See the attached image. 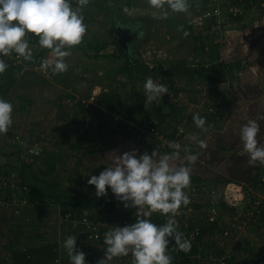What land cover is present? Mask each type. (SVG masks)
Masks as SVG:
<instances>
[{"label":"rangeland","instance_id":"rangeland-1","mask_svg":"<svg viewBox=\"0 0 264 264\" xmlns=\"http://www.w3.org/2000/svg\"><path fill=\"white\" fill-rule=\"evenodd\" d=\"M239 1L236 5L233 0H188V13L170 12L166 19L159 17L149 0L86 3L80 7L87 31L82 42L69 50L66 71L54 74L41 67L50 50L40 47L38 37L31 33L26 38L32 60L14 52L0 57L20 66L14 79L0 74V97L13 105V122L0 134V261L14 245L29 251L58 245L63 264H70L63 248L69 221L64 220L56 194L86 203L84 212L104 224L103 234L113 225L131 222L134 208L124 209L110 189L105 197L95 196V187L87 181L89 175H99L107 167L112 154L136 149L139 154L155 150L157 158L177 153L173 163L182 162L190 169V184L185 189L190 203L182 205L176 215L181 232L192 217L208 227V213L217 210L212 203L221 207L218 229L230 234L223 236L219 231L215 245L205 242L208 245L202 246V253L207 255L200 256L203 264H221L224 256L231 264H264V189L257 190L255 184L264 181V165L249 163L239 138L240 126L249 119L264 118V8L254 0ZM163 3L167 5V0ZM149 22L153 24L149 40L137 44L133 35ZM118 36L122 47L113 44ZM105 43L109 44L97 52ZM129 59L134 65L137 59L149 64V73L134 70L130 76L125 70ZM175 62L192 67L223 62L231 73L227 81L217 84L197 77H174L167 71ZM148 77L165 84L168 94L149 104L145 116L135 119L100 112L96 98L104 91L119 93L127 103L145 102L143 85ZM195 114L205 118L203 128L194 123ZM153 120L158 132L164 129L165 133L156 136L151 132ZM258 139L264 143V136ZM173 142L180 147H172ZM216 152L230 154L225 159L234 161L232 172L238 166L242 172H209L217 170V160L209 164ZM190 156L195 158L187 159ZM194 177L205 181L197 182ZM217 177H229L245 190L244 202L232 211L221 205L229 184L213 182ZM23 181L35 194L30 199L25 196L26 204L8 203L7 190ZM84 212L75 213L82 217ZM148 218L156 224L166 222L159 212ZM86 232L71 236L77 237L78 250L90 252L87 261L97 260L106 246L83 239ZM168 247L176 256L172 264L184 259L174 242ZM221 250L222 257H218ZM109 263L132 264V256L116 257Z\"/></svg>","mask_w":264,"mask_h":264},{"label":"clouds","instance_id":"clouds-1","mask_svg":"<svg viewBox=\"0 0 264 264\" xmlns=\"http://www.w3.org/2000/svg\"><path fill=\"white\" fill-rule=\"evenodd\" d=\"M149 2L161 19H166L170 12H189L188 0H167V5L163 0ZM77 3L79 6L74 7L71 0H0V57L14 52L18 57L32 60L33 50L26 38L31 33L38 37L40 47L50 50L49 58L42 61L41 67L50 68L54 74L66 71L69 50L82 42L87 31L80 7L87 0H77ZM7 68L8 64L0 58V74ZM143 87L145 107L168 94L167 86L152 77L146 79ZM12 113V103L0 97V134L6 133L12 124ZM193 121L198 127L205 125V118L199 114L193 116ZM260 131V124L254 119L239 128V138L250 164L264 165V143L258 139ZM171 146L180 147L175 142ZM176 155L164 154L157 158L155 150L151 154H139L133 149L112 154L99 175H89L87 183L95 187V196L105 197L110 189L125 208L136 209L134 223L122 227L113 225L105 232L106 248L97 264H109L113 258L129 253L132 264H172L168 246L173 242L180 251H190L191 241L179 230L176 220L181 206L190 203L185 191L190 184V169L182 162L174 164ZM154 212L164 216L166 222L153 223L148 217ZM63 248L70 264H88L87 254L77 250V237L67 236Z\"/></svg>","mask_w":264,"mask_h":264},{"label":"trees","instance_id":"trees-1","mask_svg":"<svg viewBox=\"0 0 264 264\" xmlns=\"http://www.w3.org/2000/svg\"><path fill=\"white\" fill-rule=\"evenodd\" d=\"M107 1H111V0H87V3H100V2H106ZM113 1V0H112ZM115 1V0H114ZM117 1V0H116ZM235 2V4L237 5L240 1L239 0H233ZM76 4L77 1H73ZM153 29V24L151 22L149 23H145L142 25V27H140V29L133 35V39L137 40V44H141L143 42H146L149 40L151 32ZM119 37V36H118ZM109 43H105L104 45H100L99 47L96 48L97 52H100L102 49H104ZM114 45L118 46V47H122L123 43H122V39L121 37H119L118 40H115L113 42ZM77 47V46H75ZM137 65H134L133 61H131V59L127 60L126 63V67L125 70L127 71V73L130 76H133V72L134 70H137L136 72H141L142 69L144 72L149 73V64L142 62L140 59H137ZM8 64V68L5 70L4 73H2V75H8L10 76L11 79H14L19 73H20V66H16L12 61L10 62H6ZM19 68V69H18ZM15 69H17L15 71ZM155 71V68L153 69ZM12 71H14V74L12 75ZM169 72L172 76L174 77H197L199 79H203L206 81H209L211 84H217V83H222L227 81L228 79V75H230L231 70L227 69L224 65L223 62H219V63H215L213 65L210 66H202V67H192L189 66L187 64H185L184 62H175L172 63L169 70L167 71ZM1 77V75H0ZM12 81V80H11ZM245 89H243L244 91ZM249 92L247 91L246 94H248ZM96 103L97 105H99V108L101 109V113H111V114H116L119 116H122L123 114H126L132 118L136 117H142L145 116L147 114V108L145 107V102L139 100L136 103H127L123 97L117 93V92H112V91H104L101 92L98 97L96 98ZM256 110H258L257 108H255ZM255 120H257L260 124L261 127V131L258 134V138L264 136V118H256ZM159 134H163L165 133L164 129H159ZM173 138V137H172ZM224 152V149L221 150ZM230 154L225 153L224 155H222V153H215L213 155H211V160L212 162H209V164H214L215 161L216 162V168L215 169H208L209 172L212 171H217V174L223 172L224 171H231V173H233L234 175L241 173V169H243L241 166H238L235 170H233L232 172V167L235 168L234 165V161H229L226 160L225 157L228 156ZM26 166V165H25ZM214 167V166H213ZM229 168V169H228ZM246 171V169L244 170ZM226 174V173H225ZM4 175V173H3ZM239 175V174H238ZM194 180L200 183H204L205 179L203 177H194ZM221 181V184H229L232 182V179L227 177L223 180H221L220 177H217L216 179H213L212 181ZM257 184L256 188L257 190H262L264 189V181L263 182H259V183H255ZM18 186H20L22 188V197L23 196H27L28 198L30 196H32L33 193L32 189H30L28 187V185H26V183L21 182L18 184ZM11 190V189H10ZM27 190H29V192L27 193ZM35 190V189H34ZM55 191L57 189H54ZM15 191V190H14ZM40 196L41 198H46V194L42 191L40 192ZM14 194V192L12 191H8L7 190V197L6 200L7 202H10V198L12 197V195ZM56 201L58 202V204H60L63 207V214H67L69 212H79L82 213L84 212L87 208L88 205L86 203H82L79 201H76L73 198H67L65 199L64 197H62L59 194H56L55 196ZM30 199V198H29ZM116 203H112V206H115ZM123 205V203H122ZM124 206V205H123ZM125 208V207H124ZM222 208L223 209H227V210H234L235 208L233 207H228V205L226 203L222 204ZM178 215V214H177ZM193 218V217H192ZM189 218V224L188 226H186V231L189 234L191 233V231H194L196 228H200V234L199 236H197L195 239L191 240L189 239L188 234H184L186 238H188L191 241V249L188 252H183L180 251L182 257H184V259L181 262H178V260L176 259L177 263L174 264H192V262H195L196 259L197 264H203L202 259L200 258L201 255H207L205 253H202V246H207L208 243L211 245H215L216 240L214 239L215 237V233L219 232L220 234L224 235L225 230L223 229H218L220 226L218 225H214V223H207L208 227L203 225V220H195ZM132 222H135V218H132ZM66 227H67V233L68 235H71L73 233H79L80 231L84 230L85 228L83 226H80L76 229L72 228V224L70 222L66 223ZM84 238V237H82ZM100 242H102L103 244V238L101 240H99ZM205 242H208L205 245ZM79 250H82L81 247L79 248ZM213 250V249H212ZM89 251H85V253L88 255L90 254L87 253ZM168 253L169 255H171L172 258H176V256L174 255V253L172 251L169 250L168 247ZM176 254V253H175ZM219 256L218 257H222V250L218 251L217 253ZM59 257V251H58V245H47L45 247H42L41 249H39L38 251H29V250H25L23 248H21L20 246H11V248L9 249V251L7 252V257H5L3 259V261L1 260L0 264H47L48 261L52 262L53 264L55 263V260H57ZM217 257V256H216ZM10 262V263H9ZM231 260L229 258H227L226 263L227 264H231ZM234 264V263H232Z\"/></svg>","mask_w":264,"mask_h":264},{"label":"built area","instance_id":"built-area-1","mask_svg":"<svg viewBox=\"0 0 264 264\" xmlns=\"http://www.w3.org/2000/svg\"><path fill=\"white\" fill-rule=\"evenodd\" d=\"M71 1H77V0H71ZM256 4L260 5L261 7L264 8V0H254ZM158 123L153 120L150 125H151V132L153 134H155L156 136H158L159 132L158 129L156 127ZM31 152H34L33 150ZM230 185H234L235 187H239L237 190H233ZM15 190V191H14ZM12 192H14V194L12 195V197L10 198V202L11 204H17L18 202L22 203V204H26L27 202V198H25V196H21L22 195V188L20 186H18V184H15V186H13L11 188ZM29 192V190H27V193ZM27 197V196H26ZM226 199L224 200L223 203H226L228 205V207H233L236 208L237 206H239L240 204H242L244 202V199L246 197V193L244 188L242 187V185H237L236 183L232 184L229 183V185L227 186V193L225 194ZM213 208H217L214 209L212 212L210 211L207 215V220L210 223H214V225H218V226H222V220H221V207L219 205H217L216 202H213ZM222 205V204H221ZM130 208V207H129ZM129 208H124V209H129ZM135 213H136V209H134V216L132 217L133 219L136 218L135 217ZM179 215V213H178ZM65 219L64 220H68L72 225L74 226H83L85 228V230H87L86 233L84 234V238L89 239V240H95V241H99L101 240L103 237V231L101 230V228H103L104 224L101 223L99 221V219L96 216H92L90 215V213L88 212H84V215L82 217H79V215H77L75 212H69L67 214L64 215ZM141 218L142 217V213H141ZM132 222V219H131ZM131 222L128 223V221L126 222V225L130 224ZM134 223V222H132ZM200 228H196L194 231H191V235L188 232H184V234H188V236H191V240L195 239L197 236H199L200 234ZM230 232L229 231H225L223 236H229ZM215 237V236H214ZM83 238V239H84ZM131 255V253H129L127 256H121L118 257L119 259L121 258H129ZM226 260L227 257L224 256L222 257V260L220 261L221 264H226ZM56 264L60 263V260L57 259L55 260Z\"/></svg>","mask_w":264,"mask_h":264},{"label":"crops","instance_id":"crops-1","mask_svg":"<svg viewBox=\"0 0 264 264\" xmlns=\"http://www.w3.org/2000/svg\"><path fill=\"white\" fill-rule=\"evenodd\" d=\"M65 223V222H64ZM62 249H60V248H58V251H59V257H58V259L60 260V263L59 264H63V260H64V258H62V251H61ZM78 250V249H77ZM83 250V249H82ZM85 252V251H84ZM56 264V263H55ZM88 264H97V260H92V261H90V263H88ZM110 264V263H109ZM111 264H113V263H111Z\"/></svg>","mask_w":264,"mask_h":264},{"label":"flooded vegetation","instance_id":"flooded-vegetation-1","mask_svg":"<svg viewBox=\"0 0 264 264\" xmlns=\"http://www.w3.org/2000/svg\"><path fill=\"white\" fill-rule=\"evenodd\" d=\"M88 263H90V261H88Z\"/></svg>","mask_w":264,"mask_h":264}]
</instances>
